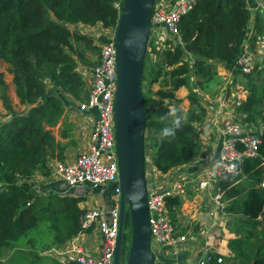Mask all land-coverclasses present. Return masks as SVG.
Segmentation results:
<instances>
[{"label": "trees", "instance_id": "obj_1", "mask_svg": "<svg viewBox=\"0 0 264 264\" xmlns=\"http://www.w3.org/2000/svg\"><path fill=\"white\" fill-rule=\"evenodd\" d=\"M121 1L0 0V61L7 65L14 94L23 106L17 110L11 107L0 77V101L6 115L0 123V264H59L46 251L80 231L83 210L78 207L79 198L38 192L29 179L37 170L48 173L49 158H62L65 145L53 129L58 123L66 125L63 98L85 99L88 80L78 66L93 67L105 41L95 44L91 36L67 25L99 23L113 31ZM254 10L248 30L246 0H197L177 22L179 45L154 53V58L145 51L140 78V87L143 82L146 85L142 91L144 148L158 172L190 164L208 153L196 127L205 110L194 89L204 91L216 78L214 63L221 64L234 82L248 90L235 107L241 120L254 130L264 127V59L246 74H241L236 64L242 44L252 45L264 31L261 10ZM180 87L186 89L185 111L176 105L179 99L174 92ZM172 109H176L181 126L174 137L161 139L163 129L172 126L173 117L168 115ZM57 130L59 138L65 136L64 130ZM258 139L257 155L241 165L243 174L251 179L264 173V166L258 169L264 158V134H258ZM239 177L228 174L214 186L221 193L223 212L229 217L226 226L233 233L227 239L233 254L220 255L222 264H264V227L258 235L260 241L248 247L245 244L252 230L264 221V188L252 180L237 182ZM107 190L111 194V188ZM178 199L165 198L167 211L174 210ZM260 214L261 220H257ZM125 226L129 230L127 222ZM127 240L128 231L122 248ZM244 245L247 251L242 255Z\"/></svg>", "mask_w": 264, "mask_h": 264}, {"label": "built area", "instance_id": "obj_2", "mask_svg": "<svg viewBox=\"0 0 264 264\" xmlns=\"http://www.w3.org/2000/svg\"><path fill=\"white\" fill-rule=\"evenodd\" d=\"M196 1L153 0L145 50L150 51L152 58L154 53L160 54L164 48H171L172 44L178 42L177 22ZM254 3L255 8L264 12V0H254ZM112 36L113 32L99 46L97 63L88 70L86 76L88 80L86 97L75 106L76 112L84 115L88 122L91 121L86 149L77 153L71 161L49 158L46 162L51 179L76 190L71 196L84 195L94 189L111 188L110 207L107 210L102 211L96 203L82 209L79 219L80 231L77 234H82L84 229L92 226L98 234V246L97 252L93 255L76 250L75 264H111L118 229L119 187L113 122L115 52ZM246 45H243V50L236 59L241 74L249 73L253 66L263 62L264 31L255 37L252 45L248 47ZM230 100H232L230 115L223 120V136L219 142L217 156L211 163H206L197 170L190 171L180 166L171 172L163 173L152 166L149 158L148 164L144 163L149 248L153 260L158 256L173 257L192 241L186 234L175 232L165 206V198L169 196L181 198L186 192L188 182H191V190L209 193L213 205L219 210L222 207L221 193L214 187L215 184L228 174L240 173L243 161L257 155L258 134L241 120L242 115L235 110L239 99ZM127 231L124 226V234ZM199 232L202 234L204 230ZM204 235L198 237L201 239ZM222 263L220 255L213 256L211 251H206L193 264Z\"/></svg>", "mask_w": 264, "mask_h": 264}, {"label": "crops", "instance_id": "obj_3", "mask_svg": "<svg viewBox=\"0 0 264 264\" xmlns=\"http://www.w3.org/2000/svg\"><path fill=\"white\" fill-rule=\"evenodd\" d=\"M246 4L250 11V19L247 25L248 30H250L253 23L252 20L255 12V3L254 0H246ZM260 16L264 19V12H260ZM67 27L91 36L93 43L95 44L107 40L113 32L110 27L104 28L99 23H95L91 26L76 23L67 25ZM248 30L245 33L246 37L249 35ZM245 44L246 43L242 44L241 51ZM246 46L248 47L249 44ZM2 67L3 70L0 71V77L4 83V88L9 90V92L11 91L10 96L12 98L9 96V93H6L4 90L11 107L15 110L22 109L23 106L18 104L17 98L14 94V88L11 84V75L7 71V65L0 61V69H2ZM81 67L84 66H78V71L81 76L85 78L87 74L81 72ZM214 69L216 72V78L208 84L207 89L204 91L194 89L199 96L198 102L205 110L203 120L197 123V125H199L201 130L200 137L202 145L208 149V153L203 159L198 158L190 165L185 166L184 168L182 167V169L186 168L190 171L197 170L216 158L219 142L223 136V120L230 115L229 108L232 102L230 99L240 100L245 98L248 94V90L236 81L234 82L232 74H230L221 64L214 63ZM84 70L88 71L86 68H84ZM3 75L9 76H7L6 79H3ZM174 93L177 99H179V102L176 104L177 107L185 111L187 108V100L184 98L186 89L180 87L175 90ZM219 97L225 98L226 101L222 104L218 103L215 98ZM77 102L78 100L65 95L61 107L62 118L67 126L58 123L53 129L55 137L65 145L62 158L60 159L63 161H71L77 153L84 151L87 147L88 128H90L91 121L88 122L84 115L75 111ZM5 118V110L0 101V123L4 121ZM58 127L60 131H65V136L62 138H59L58 136ZM261 128L264 129V127ZM263 166L264 158H261L260 163L258 164V169ZM245 177H248L247 174H243L241 171L237 182H245ZM254 179L255 180L252 182H254L255 185L264 188L262 181V179H264V173H260L259 177ZM29 181L32 183L35 190L41 193L52 192L56 194L71 195L76 192V190L67 188L59 181L51 179L48 173H41L40 170L34 171ZM83 189L84 187L81 190ZM77 198H79L78 207L81 209L91 207L96 203L102 211H105L110 207L111 194L107 188L98 190L94 189L88 193L86 192L84 195H78ZM178 200L179 204L173 207L174 210L171 212L168 211V213L174 224L175 232L177 234L183 232V234L192 238V241L189 246H184L177 255L173 257L158 256L153 260L152 264H193L195 260L206 251H212L221 256L232 255L233 251L227 246V239L230 238L233 233L229 232L226 226L229 217L223 212L225 204L222 205V210L221 208L218 210V208L213 205L209 193H202L199 190H191V182H188L185 194ZM201 230H204L202 234L199 232ZM203 234H205L204 238L200 239L198 235ZM97 246L98 234L92 226H89L83 230L82 234H77L59 246L46 251V255L53 257L59 264H75L74 258L76 250L93 255L97 252Z\"/></svg>", "mask_w": 264, "mask_h": 264}, {"label": "water", "instance_id": "obj_4", "mask_svg": "<svg viewBox=\"0 0 264 264\" xmlns=\"http://www.w3.org/2000/svg\"><path fill=\"white\" fill-rule=\"evenodd\" d=\"M152 2L122 0L112 36L115 52L114 153L119 193L118 229L111 264H152L153 260L149 248L143 168L144 102L140 89ZM259 134H264L263 128L259 129ZM126 222L128 240L126 248L122 249Z\"/></svg>", "mask_w": 264, "mask_h": 264}, {"label": "rangeland", "instance_id": "obj_5", "mask_svg": "<svg viewBox=\"0 0 264 264\" xmlns=\"http://www.w3.org/2000/svg\"><path fill=\"white\" fill-rule=\"evenodd\" d=\"M148 52V51H147ZM149 53H150V51H149ZM147 59H148V56H147ZM91 68V67H90ZM89 68V69H90ZM1 70H3V67H2V69H0V71ZM80 70H81V72H83V73H86V74H88V71H85L84 70V68L83 67H81L80 68ZM7 76H9V75H3V79H6V77ZM5 81V80H4ZM9 85H10V83H9ZM157 87V85L156 84H153V85H151V88L152 89H155ZM140 89H141V92L142 91H145L146 90V85H145V82H143L142 83V85H141V87H140ZM5 90V92L6 93H9V96H10V93H11V91L9 92V90H6L5 88H3V91ZM4 92V93H5ZM178 92H179V90H178ZM0 94H1V91H0ZM5 96H6V94H5ZM68 96V95H67ZM7 97V96H6ZM11 97V96H10ZM8 98V97H7ZM12 98V97H11ZM215 100L218 102V103H220V104H222V103H224L226 100H225V98H222V97H219V98H215ZM173 105V104H172ZM196 127L200 130V128H199V125H196ZM148 158H149V155H148V153H147V150L146 149H144V162L146 163V164H148ZM176 168V167H175ZM175 168H171V169H169V170H167V171H173ZM184 168V167H183ZM166 171V172H167ZM254 181L255 179L254 178H250V177H245V181ZM244 182V181H243ZM260 184V183H259ZM223 205H224V203H223ZM221 210H222V208H221ZM261 216H262V214H260L258 217H256L257 218V220H261ZM264 227V221L262 222V223H259V224H257V226H256V228L255 229H253L252 230V232H251V236H250V238H248L247 240H248V242L247 243H245L246 244V246L248 247V245H249V243H250V245H254L255 244V241H260L261 239L258 237V235L261 233V228H263ZM251 230V229H250ZM233 235H231V237H232ZM259 238V239H257V240H254V238ZM247 247H245V245H244V248L242 249V255H245L244 253H246V251H247ZM123 249H125V248H123ZM212 252V251H211ZM262 252H263V250H262ZM47 253V252H46ZM212 253H214V254H216L215 252H212ZM242 259V258H241Z\"/></svg>", "mask_w": 264, "mask_h": 264}, {"label": "clouds", "instance_id": "obj_6", "mask_svg": "<svg viewBox=\"0 0 264 264\" xmlns=\"http://www.w3.org/2000/svg\"><path fill=\"white\" fill-rule=\"evenodd\" d=\"M179 43V42H178ZM168 115L170 116V117H173V119H172V126L171 127H166V128H164L163 129V131H162V133H161V135H160V138L161 137H174L175 136V131H176V129H179L180 128V126H181V119H177L176 118V116H177V112H176V109H172V110H170V112L168 113ZM261 129V128H260ZM256 132H257V134H259V129L258 130H255ZM162 139V138H161ZM144 149H146V148H144ZM147 150V149H146ZM147 153H148V155H150V153H149V151L147 150ZM254 158V157H253ZM149 159H150V157H149ZM196 161V160H195ZM151 162V161H150ZM194 162V161H193ZM212 162V161H211ZM211 162H209V163H211ZM145 163V162H144ZM191 164V163H190ZM185 166H188V164L187 165H183L182 167H185ZM143 168H144V166H143ZM241 173V172H240ZM240 173H238V174H240ZM230 175H232V174H230ZM262 181H263V179H262ZM222 205H223V203H222ZM126 246H127V242H126ZM123 249V248H122Z\"/></svg>", "mask_w": 264, "mask_h": 264}]
</instances>
